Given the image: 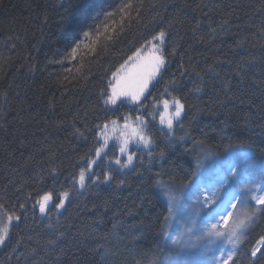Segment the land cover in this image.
Segmentation results:
<instances>
[{"label": "trees", "instance_id": "16d2710c", "mask_svg": "<svg viewBox=\"0 0 264 264\" xmlns=\"http://www.w3.org/2000/svg\"><path fill=\"white\" fill-rule=\"evenodd\" d=\"M160 31L167 63L143 103L106 104L112 74ZM174 98L184 111L169 130ZM137 120L151 146L129 165L114 144L89 168L104 128ZM241 149V167L263 175L264 0H0V204L21 217L0 264H168L179 250L168 193L184 196L213 166L207 154ZM46 191L54 202L67 191L65 206L41 213ZM240 193L237 219L257 207ZM256 217L229 264H264L250 256Z\"/></svg>", "mask_w": 264, "mask_h": 264}, {"label": "rangeland", "instance_id": "374dc122", "mask_svg": "<svg viewBox=\"0 0 264 264\" xmlns=\"http://www.w3.org/2000/svg\"><path fill=\"white\" fill-rule=\"evenodd\" d=\"M165 41L166 36L163 45H160L162 49L160 54H162L165 59L166 67L167 61L163 53ZM152 44H159V41H151V43L140 50V56L142 58L146 57L152 50ZM133 62H135V56H133V60L128 61V65L130 66ZM164 69H162V73ZM160 76L161 75L157 76L151 81L148 90L145 91L139 102H133L129 98L121 97L116 104L109 103L108 105L115 107L123 102L133 106L141 105L150 93L153 84ZM113 83H115V80ZM174 111L175 106L172 104V101H169V105L165 108L162 116V120L166 126H168L169 119L172 120V123L173 121L179 120L180 117L177 119L173 116ZM145 126V120L126 121L125 123H118L115 121L112 125L106 126L100 136L102 146L99 149V155H96L94 164L106 155L112 145L117 144L122 147L125 146V142H127L126 150L123 153L120 151L121 158H126L127 164H133V149L148 148L151 146L150 142L147 144L144 142L145 139L148 140L145 134ZM169 130H172V127L169 128ZM141 136L144 137V139H141ZM129 155L132 156L131 163H128ZM250 157V152L242 149L236 154H231L229 157L222 159H217L213 157V155L207 154L206 160L215 162L212 167L206 165L202 167V174L199 180L194 186H191V190L189 191L192 193L198 187L201 188L202 185V189L205 191L204 186H206L209 204L206 202L208 200L203 198L204 194L202 189L200 197L204 200L201 198L199 202L198 199L196 202L191 201L188 199L187 194L176 198L172 193H168L167 197L172 207V226L169 239L172 243L173 240H175L176 242L173 244L179 248L178 255L169 259L168 264H217L221 253L229 243L226 235H216L217 229L225 234L228 231V229L225 228L224 222L218 217L226 213L228 209L226 211L223 210L221 214L220 210H222V203L220 204V200L216 202L217 198L222 196V202L226 204L225 201H228L226 199H229L231 196V199H234V204L237 207L241 199V188L247 191L248 189H254L256 186H260L261 182L264 180V169L262 171L263 175L253 177L246 167H241V165L247 163ZM200 182L203 184H199ZM212 186L214 188L209 190ZM190 192L187 193L190 194ZM237 196H239V200L235 198ZM253 203L256 205L254 201ZM208 205H212L214 208L213 211L217 214V216L215 215V223L212 222V218H210L213 217V211H209L206 208ZM256 206L260 207L259 205ZM236 207L230 212L232 215L229 219V224L232 220L237 219L235 218ZM213 225H217V228L214 229ZM236 247L237 245H234L235 250Z\"/></svg>", "mask_w": 264, "mask_h": 264}, {"label": "snow or ice", "instance_id": "6c2138e0", "mask_svg": "<svg viewBox=\"0 0 264 264\" xmlns=\"http://www.w3.org/2000/svg\"><path fill=\"white\" fill-rule=\"evenodd\" d=\"M124 8H131V4H125ZM123 11V8L120 9ZM99 15V14H98ZM105 15H112V13H105ZM105 31H107V26L105 25ZM84 36H89L88 32L84 33ZM166 33L164 31H160L157 35L152 37L153 41H159V44H152V50L146 57L140 56V50L138 49L135 56V62H133L130 66L126 61L125 64H122L116 72H114L113 78L115 83H112L111 86V94L107 96L105 103L106 104H116L121 97H126L132 100L133 102H139L140 98L144 95L145 91L148 90L149 84L153 81L157 76L162 74V69L165 67V59L162 54V49L160 45H163L165 40ZM111 37H109L110 39ZM151 43V42H149ZM77 47H79L77 45ZM76 48H73V54H75ZM129 60H133V57H129ZM165 108L168 107L169 101H163ZM172 104L175 106V112L173 116L175 118H179L181 113L184 111V104L180 102L179 99H173ZM169 128L172 127V120H168ZM141 139L144 137L141 136ZM147 144L150 141L144 140ZM125 146H122L120 151L123 153L126 150ZM97 155H99V150H97ZM132 156H128V163H131ZM120 163L119 160L116 161ZM95 161L89 162V168ZM86 172L84 169H81L79 172V180L78 183L81 187L85 185ZM108 179V177H105ZM69 193L67 191L60 193L59 201L54 202L53 200V192L46 191L42 195L39 196V199L36 200V204L39 205V210L41 213H44L50 203H53L55 208H63L65 206V200L68 198ZM248 196L252 201L255 202L256 205L260 207H255L252 212L246 213L242 218H238L232 220L229 224V219L231 217V213L224 215L221 217V221L224 222L225 228L228 229L227 233H222L218 229L216 231V235L223 236L226 235L229 243L233 245H239L242 241V237L245 235L247 229L250 227L252 223L256 220L257 212H264V186H256L254 189H248ZM239 200V196L235 197ZM231 207L235 208L236 205L232 204ZM23 208V205H20ZM21 219L20 216L15 215L14 213H9L3 204H0V245L5 244L8 239L10 226L13 221H19ZM219 223V222H218ZM213 228L216 229L217 225H213ZM176 241L173 240V243ZM221 255H224L222 252ZM235 255V249L228 250L227 258L222 260L220 264H229V261L233 260V256ZM250 256L252 258L264 257V235H261L256 241L254 246L250 250ZM253 264H256L253 261Z\"/></svg>", "mask_w": 264, "mask_h": 264}, {"label": "bare ground", "instance_id": "6f19581e", "mask_svg": "<svg viewBox=\"0 0 264 264\" xmlns=\"http://www.w3.org/2000/svg\"><path fill=\"white\" fill-rule=\"evenodd\" d=\"M260 186H264V180L261 182ZM213 188H214V187L212 186V187L209 188V190H211V189H213ZM234 202H235L234 199H232V204H234ZM232 209H233V207L230 206V208L227 210L226 213H224V215H227L228 213H230ZM233 248H234V245L231 244V243H228V244L226 245L224 251H223L224 255H221V256L219 257V260H218L217 264H220V262H221L222 260L226 259V258H227V252H228V250H231V249H233Z\"/></svg>", "mask_w": 264, "mask_h": 264}]
</instances>
